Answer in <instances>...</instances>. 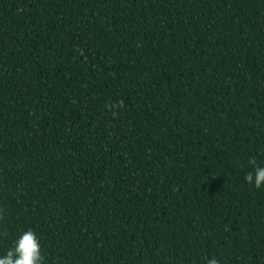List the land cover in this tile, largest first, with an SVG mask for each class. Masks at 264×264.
I'll use <instances>...</instances> for the list:
<instances>
[{"label":"trees","instance_id":"16d2710c","mask_svg":"<svg viewBox=\"0 0 264 264\" xmlns=\"http://www.w3.org/2000/svg\"><path fill=\"white\" fill-rule=\"evenodd\" d=\"M252 157L264 0H0V258L264 264Z\"/></svg>","mask_w":264,"mask_h":264},{"label":"clouds","instance_id":"9594fccd","mask_svg":"<svg viewBox=\"0 0 264 264\" xmlns=\"http://www.w3.org/2000/svg\"><path fill=\"white\" fill-rule=\"evenodd\" d=\"M113 114L115 115V113ZM248 163L252 167V171L245 174L244 180L246 183L260 188L261 185H264V167L256 165L255 157L250 158ZM0 264H43L40 243L34 231L29 229L23 232L14 242V246L0 258ZM207 264H219V260L210 258L207 260Z\"/></svg>","mask_w":264,"mask_h":264}]
</instances>
